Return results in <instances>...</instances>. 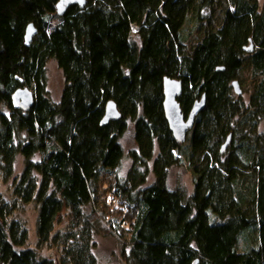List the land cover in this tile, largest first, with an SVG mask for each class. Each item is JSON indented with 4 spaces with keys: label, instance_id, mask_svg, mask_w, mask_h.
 Wrapping results in <instances>:
<instances>
[{
    "label": "trees",
    "instance_id": "1",
    "mask_svg": "<svg viewBox=\"0 0 264 264\" xmlns=\"http://www.w3.org/2000/svg\"><path fill=\"white\" fill-rule=\"evenodd\" d=\"M59 1L0 0V264H99L96 235L114 236L125 264H264V0H87L61 15ZM165 77L183 83L185 116L206 94L184 142L165 117ZM25 87L28 109L14 99ZM110 100L121 118L102 124ZM184 160L191 191L167 184Z\"/></svg>",
    "mask_w": 264,
    "mask_h": 264
},
{
    "label": "rangeland",
    "instance_id": "2",
    "mask_svg": "<svg viewBox=\"0 0 264 264\" xmlns=\"http://www.w3.org/2000/svg\"><path fill=\"white\" fill-rule=\"evenodd\" d=\"M220 12L221 11L216 9L213 14L216 17L220 14ZM206 13L208 14L209 11H206ZM187 27L189 30L193 28L192 25L190 24H188ZM47 78H48L47 89L49 91V95L53 100H58L64 89L63 86L65 82V77L63 76L60 67L53 59L47 65ZM0 110L3 111L7 110L2 103H0ZM126 130L127 131L123 135L121 142L127 152L130 149L137 147V143L136 141L133 140V136L135 132L134 124L130 123ZM184 161L185 164L175 165L170 168L167 184H169L170 187H177L184 185L187 187L188 191H191L194 185L193 183L194 173L190 169H188L190 165L189 162L186 160ZM132 164L133 163L131 162V159L128 156H125L122 161V167H121L122 176H126ZM22 165H23V158L19 157L16 162L17 172H20V170L22 169ZM154 181H155V174L151 172L147 184H150ZM36 216H37V212L35 210V207L33 205H29L26 208L24 219L27 221V224L29 226L30 244H32L33 246L37 244ZM95 242L97 243L95 248V253L98 256L99 264H125L121 253V243L118 242V240L115 239L114 236L104 237L103 235L102 236L96 235ZM46 252L49 253L48 250Z\"/></svg>",
    "mask_w": 264,
    "mask_h": 264
},
{
    "label": "water",
    "instance_id": "3",
    "mask_svg": "<svg viewBox=\"0 0 264 264\" xmlns=\"http://www.w3.org/2000/svg\"><path fill=\"white\" fill-rule=\"evenodd\" d=\"M87 0H60L57 4L58 13L64 14L66 13L69 7L72 5H79L83 7L86 4ZM37 29L33 23H30L25 32V42L29 44V42L34 37ZM253 43L248 46V51L253 52ZM223 69V68H221ZM164 110L165 117H167L169 122V128L173 133V136L176 140L184 142L186 140L187 134L193 128L197 115L200 111L206 106V94H203L199 100H196L192 105L191 110L188 115L185 116L182 111V106L179 102V97L182 95L183 83L178 79H171L169 77H165L164 79ZM233 89L238 95H242V88L240 81L234 79ZM14 99L19 106H22L26 109L32 107L34 103V92L29 88H20L14 95ZM106 112L104 117L102 118V124H106L112 120H118L121 118V112L117 106V103L114 100H110L106 104ZM232 137L228 136V139L223 143L222 152L226 150V147L229 145ZM198 263V261H195Z\"/></svg>",
    "mask_w": 264,
    "mask_h": 264
},
{
    "label": "built area",
    "instance_id": "4",
    "mask_svg": "<svg viewBox=\"0 0 264 264\" xmlns=\"http://www.w3.org/2000/svg\"><path fill=\"white\" fill-rule=\"evenodd\" d=\"M131 27H132L134 32H138L140 30L139 27L136 24H132Z\"/></svg>",
    "mask_w": 264,
    "mask_h": 264
}]
</instances>
